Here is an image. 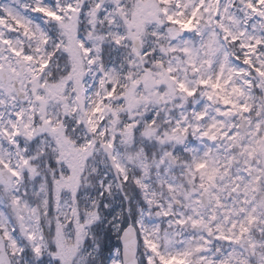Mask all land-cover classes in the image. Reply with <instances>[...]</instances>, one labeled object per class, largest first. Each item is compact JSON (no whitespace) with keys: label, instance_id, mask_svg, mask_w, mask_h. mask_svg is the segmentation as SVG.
Listing matches in <instances>:
<instances>
[{"label":"snow or ice","instance_id":"snow-or-ice-1","mask_svg":"<svg viewBox=\"0 0 264 264\" xmlns=\"http://www.w3.org/2000/svg\"><path fill=\"white\" fill-rule=\"evenodd\" d=\"M0 264H264V0H0Z\"/></svg>","mask_w":264,"mask_h":264}]
</instances>
